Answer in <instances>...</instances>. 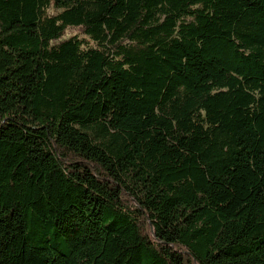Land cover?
I'll return each instance as SVG.
<instances>
[{
  "label": "trees",
  "instance_id": "16d2710c",
  "mask_svg": "<svg viewBox=\"0 0 264 264\" xmlns=\"http://www.w3.org/2000/svg\"><path fill=\"white\" fill-rule=\"evenodd\" d=\"M0 264H264V0H0Z\"/></svg>",
  "mask_w": 264,
  "mask_h": 264
},
{
  "label": "rangeland",
  "instance_id": "374dc122",
  "mask_svg": "<svg viewBox=\"0 0 264 264\" xmlns=\"http://www.w3.org/2000/svg\"><path fill=\"white\" fill-rule=\"evenodd\" d=\"M71 36H78L79 38H83L84 36L81 34V31L78 29H68L65 33V35L61 38V40L63 39H67Z\"/></svg>",
  "mask_w": 264,
  "mask_h": 264
}]
</instances>
